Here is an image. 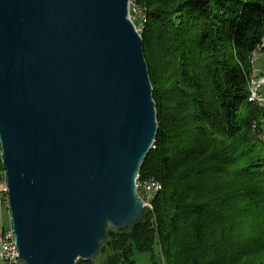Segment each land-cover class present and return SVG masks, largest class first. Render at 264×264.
Wrapping results in <instances>:
<instances>
[{"label":"water","instance_id":"1","mask_svg":"<svg viewBox=\"0 0 264 264\" xmlns=\"http://www.w3.org/2000/svg\"><path fill=\"white\" fill-rule=\"evenodd\" d=\"M129 0H0V158L21 264L91 261L139 225L158 131Z\"/></svg>","mask_w":264,"mask_h":264},{"label":"trees","instance_id":"2","mask_svg":"<svg viewBox=\"0 0 264 264\" xmlns=\"http://www.w3.org/2000/svg\"><path fill=\"white\" fill-rule=\"evenodd\" d=\"M158 131L139 177L162 185L142 222L110 233L105 264H264V135L249 101L264 0H131ZM77 264H92L78 261Z\"/></svg>","mask_w":264,"mask_h":264},{"label":"built area","instance_id":"3","mask_svg":"<svg viewBox=\"0 0 264 264\" xmlns=\"http://www.w3.org/2000/svg\"><path fill=\"white\" fill-rule=\"evenodd\" d=\"M129 20L134 24L137 20L143 25L145 22L144 13L136 7V5L129 0L128 3V16ZM135 26V25H134ZM136 28V27H135ZM143 26L136 30L139 34L142 31ZM255 53V52H254ZM253 53V54H254ZM264 87V75H259L257 77H251L249 80V101L260 105L264 103V94H261L259 90ZM5 171L2 166L0 158V209L5 208L8 212V194L6 186ZM162 185L151 178L141 179L139 174L135 179V190L141 201L145 206L146 210H152V205L157 194L162 190ZM8 219L10 224V215L8 212ZM14 231L10 226L5 228L0 222V261L2 264H21L18 256L17 249L14 243Z\"/></svg>","mask_w":264,"mask_h":264},{"label":"rangeland","instance_id":"4","mask_svg":"<svg viewBox=\"0 0 264 264\" xmlns=\"http://www.w3.org/2000/svg\"><path fill=\"white\" fill-rule=\"evenodd\" d=\"M135 27L138 29L139 27L143 26L142 23L140 21H136L134 22ZM251 70H252V75L251 77H257L259 75H264V52L262 51H257L254 54H252V58H251ZM261 94H264V87L261 88V90H259ZM262 110H264V103L258 105ZM260 128L262 131V135H264V116H262V118L260 119ZM147 211V210H146ZM150 211V210H148ZM0 222L3 224V226L5 228H7L9 226V219H8V212L5 208H1L0 209ZM158 249L155 250V261H158L160 264H164V262L162 261V259L160 260L158 255ZM150 254L148 253H135L133 260L137 263V264H152L151 260H150ZM105 256L102 255L100 252L97 254L96 257H94L93 260H91L92 264H105ZM0 264H2V262L0 261Z\"/></svg>","mask_w":264,"mask_h":264}]
</instances>
